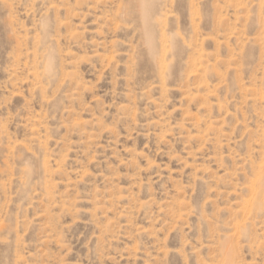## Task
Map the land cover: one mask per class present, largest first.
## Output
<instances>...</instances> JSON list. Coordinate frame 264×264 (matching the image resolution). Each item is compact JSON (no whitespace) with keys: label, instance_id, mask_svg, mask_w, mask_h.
Listing matches in <instances>:
<instances>
[{"label":"rangeland","instance_id":"374dc122","mask_svg":"<svg viewBox=\"0 0 264 264\" xmlns=\"http://www.w3.org/2000/svg\"><path fill=\"white\" fill-rule=\"evenodd\" d=\"M142 11L0 0V264H264V0Z\"/></svg>","mask_w":264,"mask_h":264},{"label":"bare ground","instance_id":"6f19581e","mask_svg":"<svg viewBox=\"0 0 264 264\" xmlns=\"http://www.w3.org/2000/svg\"><path fill=\"white\" fill-rule=\"evenodd\" d=\"M139 1V4H140V8H141V10H143L141 13V15H142V19H143V22H146L145 20V12H144V8H145V5H146V2L148 1V0H138ZM147 8V7H146ZM147 17H148V15H147ZM148 22V21H147ZM144 25H146V24H144ZM150 32V31H149ZM151 33V32H150ZM151 35V34H150ZM151 37V36H150ZM148 40V39H147ZM150 41V40H149ZM149 43V42H148ZM263 178V177H262ZM262 181L264 180V179H261ZM258 184V183H257ZM262 184H264V182L262 183ZM262 184H260V189H261V186H263ZM256 185V184H255ZM254 187V186H253ZM264 187V186H263ZM255 188H256V186H255ZM255 188H253V189H255ZM252 189V190H253ZM258 189H259V187H258ZM254 191V190H253ZM252 192V191H251ZM252 197H254V196H252ZM250 205V204H249ZM231 251V250H230ZM225 252V251H224ZM226 253V252H225ZM224 253V254H225ZM231 253H232V251H231ZM231 262V261H230Z\"/></svg>","mask_w":264,"mask_h":264}]
</instances>
